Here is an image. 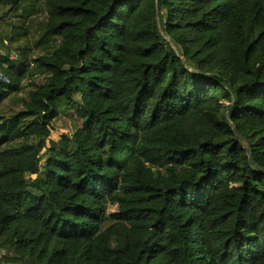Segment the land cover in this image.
Masks as SVG:
<instances>
[{
    "label": "trees",
    "instance_id": "trees-1",
    "mask_svg": "<svg viewBox=\"0 0 264 264\" xmlns=\"http://www.w3.org/2000/svg\"><path fill=\"white\" fill-rule=\"evenodd\" d=\"M39 1L0 0L11 43L44 16L0 56V264H264V0Z\"/></svg>",
    "mask_w": 264,
    "mask_h": 264
},
{
    "label": "rangeland",
    "instance_id": "rangeland-1",
    "mask_svg": "<svg viewBox=\"0 0 264 264\" xmlns=\"http://www.w3.org/2000/svg\"><path fill=\"white\" fill-rule=\"evenodd\" d=\"M42 2L37 0V8L41 9ZM22 16V12L12 11L7 8H3L0 6V54L1 55H11V54H19L22 57V53H24V49L30 50L31 55L34 58L41 56L44 52L42 48L37 46V40L39 34L41 32L42 22L44 21L43 14L39 15L37 18H33L36 22L32 29V36L27 39H23L21 41L11 43L10 37L12 35V30L15 27L22 26L20 22V17ZM8 40L10 42V47H4L3 41ZM19 49H22L19 51ZM43 77L39 76L36 80L43 81ZM27 82L24 83V86H27ZM28 91V89H26ZM26 91L20 97H24ZM20 107L15 106V104L8 100L1 105V112L6 113L7 111L19 110ZM78 105L72 109L67 115H62L54 124V128L51 131L50 140L58 141L63 134H72L81 126V119L78 116ZM117 211V206H110L109 213L113 214Z\"/></svg>",
    "mask_w": 264,
    "mask_h": 264
},
{
    "label": "built area",
    "instance_id": "built-area-1",
    "mask_svg": "<svg viewBox=\"0 0 264 264\" xmlns=\"http://www.w3.org/2000/svg\"><path fill=\"white\" fill-rule=\"evenodd\" d=\"M4 47H10V42L8 40L3 41ZM1 57H9L11 61H17L20 58L19 54H11V55H1ZM0 83H9V79L4 75L3 72L0 70ZM71 135V134H68ZM5 253L4 249L1 247L0 242V256H2Z\"/></svg>",
    "mask_w": 264,
    "mask_h": 264
}]
</instances>
